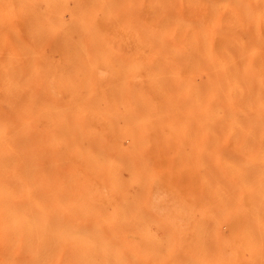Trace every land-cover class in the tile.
<instances>
[{
	"label": "bare ground",
	"instance_id": "1",
	"mask_svg": "<svg viewBox=\"0 0 264 264\" xmlns=\"http://www.w3.org/2000/svg\"><path fill=\"white\" fill-rule=\"evenodd\" d=\"M30 2L43 131L0 160V240H171L173 264H264V0Z\"/></svg>",
	"mask_w": 264,
	"mask_h": 264
},
{
	"label": "rangeland",
	"instance_id": "2",
	"mask_svg": "<svg viewBox=\"0 0 264 264\" xmlns=\"http://www.w3.org/2000/svg\"><path fill=\"white\" fill-rule=\"evenodd\" d=\"M37 16L42 13L33 12L30 0H0V160L29 159L43 131L39 107L44 95V42L33 31ZM256 36L264 38L261 24ZM256 59L260 72L264 69L260 49L255 62ZM147 241L0 240V264H141L137 254L143 248V257H148L150 250L155 255L154 259L151 253L148 261L141 258L144 264H173L167 258L173 259L171 240H152L153 244ZM133 249L137 251L136 258ZM116 252H131L133 257Z\"/></svg>",
	"mask_w": 264,
	"mask_h": 264
}]
</instances>
